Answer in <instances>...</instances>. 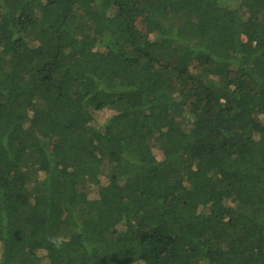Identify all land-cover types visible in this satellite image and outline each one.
I'll return each instance as SVG.
<instances>
[{"label":"trees","instance_id":"1","mask_svg":"<svg viewBox=\"0 0 264 264\" xmlns=\"http://www.w3.org/2000/svg\"><path fill=\"white\" fill-rule=\"evenodd\" d=\"M0 264H264V0H0Z\"/></svg>","mask_w":264,"mask_h":264},{"label":"rangeland","instance_id":"2","mask_svg":"<svg viewBox=\"0 0 264 264\" xmlns=\"http://www.w3.org/2000/svg\"><path fill=\"white\" fill-rule=\"evenodd\" d=\"M111 113L110 111H105V112H98L95 114V125L96 126H101L102 124L105 123V121L111 116ZM150 158L152 160H160L162 158V154L161 152L157 151V150H154V153L153 155L150 154Z\"/></svg>","mask_w":264,"mask_h":264}]
</instances>
